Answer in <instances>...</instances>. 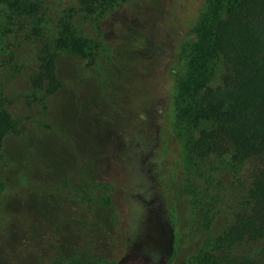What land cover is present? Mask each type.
<instances>
[{
	"label": "rangeland",
	"instance_id": "rangeland-1",
	"mask_svg": "<svg viewBox=\"0 0 264 264\" xmlns=\"http://www.w3.org/2000/svg\"><path fill=\"white\" fill-rule=\"evenodd\" d=\"M204 3L117 0L89 13L47 0L46 25L71 15L74 34L95 48L58 56L61 86L44 100L30 76L48 31L1 41L0 90L21 133L3 142L0 264H181L220 232V219L196 229L197 181L169 130L180 51Z\"/></svg>",
	"mask_w": 264,
	"mask_h": 264
},
{
	"label": "trees",
	"instance_id": "trees-1",
	"mask_svg": "<svg viewBox=\"0 0 264 264\" xmlns=\"http://www.w3.org/2000/svg\"><path fill=\"white\" fill-rule=\"evenodd\" d=\"M46 1L0 0V43L48 31L30 76L42 100L61 86L57 58L62 52L88 58L95 48L92 39L74 34L71 15L61 16L51 30L42 14ZM74 1L90 13L117 0ZM191 34L180 51L183 70L173 91L169 130L179 141L182 165L197 181L189 193L196 229H209L218 219L222 228L208 233L196 255L181 264H264V0H205ZM20 133L0 90L3 163L5 137ZM251 162L256 169L245 177ZM241 245L248 251L232 255ZM75 263L92 264L87 259L57 262Z\"/></svg>",
	"mask_w": 264,
	"mask_h": 264
}]
</instances>
